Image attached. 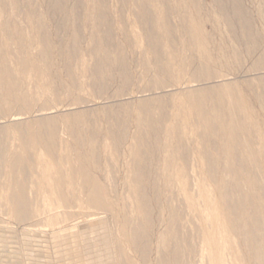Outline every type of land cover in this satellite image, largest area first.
<instances>
[{
    "label": "rangeland",
    "instance_id": "rangeland-1",
    "mask_svg": "<svg viewBox=\"0 0 264 264\" xmlns=\"http://www.w3.org/2000/svg\"><path fill=\"white\" fill-rule=\"evenodd\" d=\"M157 1L0 0V264H262L264 0Z\"/></svg>",
    "mask_w": 264,
    "mask_h": 264
},
{
    "label": "bare ground",
    "instance_id": "bare-ground-1",
    "mask_svg": "<svg viewBox=\"0 0 264 264\" xmlns=\"http://www.w3.org/2000/svg\"><path fill=\"white\" fill-rule=\"evenodd\" d=\"M163 6V7H165L166 6V3L165 2H163V1H157V0H137V3H136V5H137V7L142 11V15L140 16V17H143V19H142V23L140 24V25H142V26H145V25H147V23H149L150 21L148 20V17L146 18V16L147 15H149L150 13L151 14H153L154 12H153V10H152V8H154V9H157V8H159L160 7V4ZM195 4V3H194ZM175 5H176V7L177 8H180V4H178V3H175ZM222 5V3H220V6ZM217 6V5H216ZM221 9L224 11V9L221 7ZM224 13H225V11H224ZM97 19H98V17H93V18H90V20H92L93 22H95V21H97ZM183 21V20H182ZM149 24H152V23H149ZM148 24V25H149ZM36 27V31L40 34V36H41V38H42V41L44 42V45H45V38H46V35H47V33H48V27L47 28H43V27H41V26H39V25H36L35 26ZM181 29H185V25L183 24V28H181ZM184 32V34H186V31L184 30L183 31ZM151 42V48H153L154 49V51L156 52V48H155V45L157 44L155 41H150ZM45 50V49H44ZM110 56V55H109ZM109 56H107L106 57V59H105V62H106V68L107 69H109L110 71H114V66H116V64H115V62H114V60L112 59H110V57ZM224 59V62H225V65H229V63L232 61V57L230 58H228V57H225V56H221L220 55V59ZM219 59V60H220ZM210 63H211V61H210ZM156 66V70H155V73H154V75H152V76H150V77H153V78H157V76H159V75H162L161 73H163V72H166L165 71V68H166V70L168 71V66H166V65H164L165 66V68L164 67H161V66H159V64H156L155 65ZM101 68V65H99V67L97 68V69H100ZM117 68V67H116ZM118 69V68H117ZM116 69V70H117ZM255 70H259V69H255ZM118 74H119V77H120V84L122 85V86H128L131 82H132V78H131V76H130V74L128 73V71L127 70H125V69H121V71H120V73L118 72ZM258 77V79L259 78H261V76H257ZM254 78H256V77H254ZM145 80H146V82L145 83H147V85L146 86H148V87H150V85L152 84L149 80H147V77L145 78ZM140 82H141V80H140ZM257 83H259L260 85H261V88L263 89L262 90V93H260V95H259V98H257V100H258V102H259V105H260V107L262 108V109H264V81H257ZM259 84H257L256 85V90L257 91H261V89H260V86H259ZM220 86V85H219ZM219 86H216V87H214V88H218ZM103 87H104V85L103 84H101L100 85V88H99V90H102L103 89ZM141 88V87H140ZM153 89H155V88H149V89H147V88H143V89H138V90H136L135 92H133V91H128V93H127V91H126V98H131V97H133V95H138L139 93L141 94V96H143V95H146L147 93L148 94H151L152 92V90ZM163 89H165V91H172L174 88H173V86L172 85H164L163 86ZM201 90H199V91H193V97H195V96H197V95H199V92H200ZM203 93H204V91H203ZM149 97H153V96H149ZM161 99V98H160ZM160 99H157V98H150V99H146V100H142L143 101V103L141 102L140 104H141V106H147V107H149V106H152L153 105V103H156V102H159L160 101ZM107 100V99H106ZM226 101H228V98L227 99H223V97H222V94H221V92H218V93H216L215 94V98H214V108H218V105H221V104H224ZM230 101V100H229ZM152 110V109H151ZM150 114V113H149ZM149 114H147L146 116H148ZM119 115H120V112H112V114H111V121L112 122H114L115 124H118V123H120V121H118L119 120ZM246 117L248 118V116L246 115ZM199 120H197V122H196V126H197V128L199 129H206L208 132H212L213 133V131L214 130H216V126H218V125H222V124H226L227 126H224V127H222V129H221V132H222V135L223 136H229V135H232L233 137L235 136V133H240V132H242V129L241 128H244V127H246L247 126V122L244 120V119H236V118H233V117H231L230 115L228 116V118H227V120H226V122H225V118L223 117L222 118V120H220V121H217V119L216 118H214V119H212V118H210V117H208V116H206V114H200V116L199 117H197ZM213 120H214V122H215V127H212V124H213ZM151 125V124H150ZM149 125V126H150ZM110 129V128H109ZM108 129V130H109ZM119 137H121V136H119ZM119 139V138H118ZM245 142V141H244ZM2 150V149H1ZM0 160H2V157L0 156ZM142 201V200H141ZM95 218V217H94ZM104 221V220H103ZM103 221H100V223L99 224H96V225H89L88 226V232H86V233H88V236L91 234V235H93V234H102V235H106L107 236V238H108V234H110V230H109V228H108V225H107V223H105V222H103ZM36 227V226H35ZM76 228V227H75ZM79 228V227H78ZM82 228V230H83V228L84 227H81ZM25 230H28V228H26ZM73 230V229H72ZM85 230V229H84ZM79 231H81V230H79ZM28 232V231H27ZM33 233V232H32ZM35 233V232H34ZM77 233V232H76ZM40 234H41V232H40ZM42 234H44V233H42ZM47 236V235H46ZM80 236H83V234H79L78 236H76L75 238H78V237H80ZM57 237V236H56ZM55 237V238H56ZM25 238V237H24ZM41 238V237H40ZM54 238V237H53ZM18 239V238H17ZM51 239V238H50ZM69 239V238H68ZM72 239V238H71ZM70 239V240H71ZM28 240V239H27ZM26 239H25V243H26V241H27ZM56 240V239H55ZM80 240V239H79ZM107 240V239H106ZM17 241V240H16ZM49 241H54V239L53 240H49ZM57 241V240H56ZM61 241V240H60ZM64 241V240H63ZM67 241V240H66ZM69 241V240H68ZM78 241V240H77ZM82 241V240H81ZM70 242V241H69ZM84 242H86V241H83V243ZM29 243V242H28ZM78 243V242H77ZM42 244V243H41ZM73 244V243H72ZM71 244V245H72ZM80 244V243H79ZM48 245V244H47ZM51 245H53V244H51ZM26 246V245H25ZM30 246H31V243H30ZM77 246V245H76ZM50 247V246H49ZM80 247V246H79ZM31 249L33 248V247H30ZM41 249V248H40ZM48 249V248H47ZM46 250V249H45ZM213 251V250H212ZM33 252V251H32ZM31 252V253H32ZM33 253H35V252H33ZM41 254V253H40ZM264 255V247H263V249L262 250H259V251H257L256 253H255V256H256V258L257 259H259V258H261L262 256ZM212 257H213V260H214V263H219V259H221L222 260V258L221 257H218L217 255H215V252L213 251V254H212ZM82 258L80 257V260H81ZM20 262H22V261H20ZM75 262V261H74ZM73 262V263H74ZM26 263V262H25ZM82 262H80V264H81ZM4 264V263H3ZM83 264V263H82ZM262 264H264V256L262 257Z\"/></svg>",
    "mask_w": 264,
    "mask_h": 264
}]
</instances>
